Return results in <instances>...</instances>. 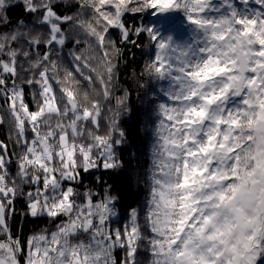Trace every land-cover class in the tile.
<instances>
[{
  "label": "snow or ice",
  "instance_id": "obj_1",
  "mask_svg": "<svg viewBox=\"0 0 264 264\" xmlns=\"http://www.w3.org/2000/svg\"><path fill=\"white\" fill-rule=\"evenodd\" d=\"M132 49L143 176L119 151ZM0 98V264H264V0H0ZM101 169L146 186L123 222L117 188L83 183ZM18 198L47 221L26 237Z\"/></svg>",
  "mask_w": 264,
  "mask_h": 264
},
{
  "label": "trees",
  "instance_id": "obj_2",
  "mask_svg": "<svg viewBox=\"0 0 264 264\" xmlns=\"http://www.w3.org/2000/svg\"><path fill=\"white\" fill-rule=\"evenodd\" d=\"M21 8L14 7L9 10V17L15 22L16 18L20 15ZM126 22L128 24L133 23H139L141 21V16L136 15L133 16L132 14H128L126 17ZM151 17H145V22L150 21ZM116 35V32L113 31V36ZM141 44H146L147 39L146 37H142L140 39ZM68 49H65L64 52L61 53V58H65L67 56ZM132 51L136 52V60L138 63H132V57L129 55L127 57V60L129 63L127 64V67H124L123 61L121 62V78H120V84L124 87H128L132 95L130 97V107L131 112L127 115H124L121 117L120 127L123 128L127 134V141L128 143L125 145H121L119 148V151H122L123 153V159L125 160L126 166L128 162V156H129V147L131 149H139L140 150V173L141 176L144 174V170L147 169L150 165L151 159H150V142L151 137L150 135L145 131L144 126V120L145 117L143 115V109L146 107L144 92L146 89H140L136 86L135 81L132 78V72L135 70L136 72H139L140 67L143 64V59L141 57V50L140 49H132ZM54 59L56 57H53ZM67 59H70V57H67ZM67 60H65V63ZM26 66V65H25ZM147 80V78H144ZM150 87L148 91H150ZM31 91L30 88H25L26 92V100L30 104L31 101ZM139 93V95H138ZM117 95H120L119 91L116 93ZM3 104V99L0 98V105ZM112 104H115V100L113 99ZM0 111H3L2 108H0ZM107 114V113H106ZM9 126L7 123L0 125V140H5L9 143L10 147L16 151L19 152V148H17L15 145L11 143V141L8 140V134H9ZM15 159V158H13ZM15 163L11 165V170L15 171ZM84 175V185L87 187H91L93 191H101L103 187L105 186V183L108 185H113L115 188L118 189V193L121 197V202L118 205V209L120 212V221H124L127 219V209L131 207H136L140 202L143 201L145 197V191L146 186L143 184L137 185L135 182L129 183L127 179H125L121 174L116 172H106L103 169L101 170H92L90 173L83 174ZM101 177V183L96 182V178ZM83 190V189H81ZM16 207V214L12 217L10 220V224L12 226V231L14 234L22 235L23 237H26L29 235L33 230H38L40 227L44 226L47 221L46 219H33L31 217H25L21 215L23 212L26 211L25 202L23 198H18L15 202ZM143 216V214H141ZM121 253L118 251L117 255L119 256ZM142 259L145 260L146 258L142 254Z\"/></svg>",
  "mask_w": 264,
  "mask_h": 264
},
{
  "label": "rangeland",
  "instance_id": "obj_3",
  "mask_svg": "<svg viewBox=\"0 0 264 264\" xmlns=\"http://www.w3.org/2000/svg\"><path fill=\"white\" fill-rule=\"evenodd\" d=\"M123 222V221H122Z\"/></svg>",
  "mask_w": 264,
  "mask_h": 264
}]
</instances>
